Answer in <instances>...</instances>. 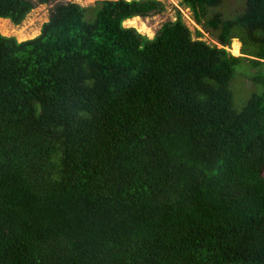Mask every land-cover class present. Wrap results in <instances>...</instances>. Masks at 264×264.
Instances as JSON below:
<instances>
[{
  "label": "trees",
  "instance_id": "obj_1",
  "mask_svg": "<svg viewBox=\"0 0 264 264\" xmlns=\"http://www.w3.org/2000/svg\"><path fill=\"white\" fill-rule=\"evenodd\" d=\"M95 1L0 31V264H264V72L241 108L231 90L264 71V0H183L215 44L181 13L124 25L161 0Z\"/></svg>",
  "mask_w": 264,
  "mask_h": 264
},
{
  "label": "rangeland",
  "instance_id": "obj_2",
  "mask_svg": "<svg viewBox=\"0 0 264 264\" xmlns=\"http://www.w3.org/2000/svg\"><path fill=\"white\" fill-rule=\"evenodd\" d=\"M36 3L35 8L27 15L24 21L17 25L11 19L7 23H0V31L7 36H15L18 40L23 41L26 39L34 38L41 33L43 23L49 20L51 12L55 5L59 3H66L69 1L79 3L82 6H94L96 5L95 0H51L49 3L42 4L38 3V0H32ZM165 4V10L161 13L155 14L148 17H140L139 20L129 21V19L124 21V25L127 27H135L141 33L146 34L150 38L154 37L159 31L161 26L167 21H174L178 18L179 13L182 14L183 20L193 31L194 37H197V29L202 31L201 39L215 44L217 43L215 37L212 33L199 24L196 20L193 10L183 3V0H161ZM227 7L224 10L228 14H234L238 7L241 6V0H227ZM136 17V16H135ZM134 18V17H133ZM6 25V26H5ZM5 29L7 31H5ZM236 40H238L239 49L234 52L233 45H235ZM242 43L239 39H233L231 45L228 49L234 55H241ZM246 69V64H241L236 68L235 76L231 83V90L235 93L236 104L239 108L243 106L253 93H261L263 91L262 86L259 83L253 81L256 75L260 72H264L259 68ZM230 264H241V263H230Z\"/></svg>",
  "mask_w": 264,
  "mask_h": 264
},
{
  "label": "bare ground",
  "instance_id": "obj_3",
  "mask_svg": "<svg viewBox=\"0 0 264 264\" xmlns=\"http://www.w3.org/2000/svg\"><path fill=\"white\" fill-rule=\"evenodd\" d=\"M139 18L140 17H138V16H136V17H134V18H131V19H129V21H135L136 22V20H139ZM9 20L8 19H5V18H0V23H7ZM128 21V20H127ZM6 26V25H5ZM5 31H7L6 29H5ZM236 42L237 43H235V45H233V49H234V52L236 53V49H239V44H238V40H236Z\"/></svg>",
  "mask_w": 264,
  "mask_h": 264
}]
</instances>
